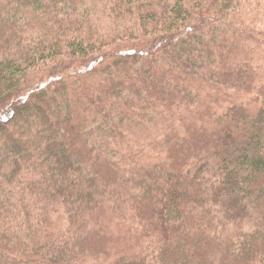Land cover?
Here are the masks:
<instances>
[{
	"label": "trees",
	"instance_id": "obj_1",
	"mask_svg": "<svg viewBox=\"0 0 264 264\" xmlns=\"http://www.w3.org/2000/svg\"><path fill=\"white\" fill-rule=\"evenodd\" d=\"M0 264H264V0H0Z\"/></svg>",
	"mask_w": 264,
	"mask_h": 264
},
{
	"label": "rangeland",
	"instance_id": "obj_2",
	"mask_svg": "<svg viewBox=\"0 0 264 264\" xmlns=\"http://www.w3.org/2000/svg\"><path fill=\"white\" fill-rule=\"evenodd\" d=\"M140 68H141V69H144V70H147V67H146L145 65H142ZM39 76H40V74L38 73V75L35 77V79H36L37 77H39ZM162 86H164L165 88H168V87H169V85L167 84V81H165V82L163 83ZM149 124H150L149 127H151V128H154V127H155V125H153L154 122L149 123ZM53 228H54L55 230H57V229H58V224L56 223V224L52 227V229L47 230V233H51L52 230H53ZM43 232H44V230H36V229H32V233L34 234V236H35V234H37L38 236H39V235H40V236H43V234H41V233H43Z\"/></svg>",
	"mask_w": 264,
	"mask_h": 264
}]
</instances>
